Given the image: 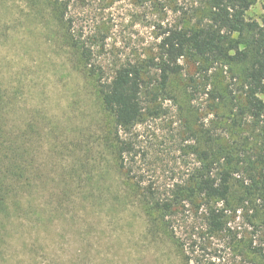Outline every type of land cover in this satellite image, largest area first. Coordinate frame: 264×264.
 <instances>
[{
	"label": "rangeland",
	"instance_id": "1",
	"mask_svg": "<svg viewBox=\"0 0 264 264\" xmlns=\"http://www.w3.org/2000/svg\"><path fill=\"white\" fill-rule=\"evenodd\" d=\"M63 1L65 26L90 50L93 71L62 40V24L53 20L47 0H0L8 120L36 123L33 150L52 179L47 190L57 192L48 205L33 193L25 204L34 212L7 221L2 249L8 257L0 264H264V250L262 255L248 246L264 248V231L255 233L249 223L256 221L248 209L253 203L237 195L218 202L226 209L227 229L212 235L205 229L203 199L189 194L190 174L200 164L196 146L244 142L248 148L255 144L248 137L259 138L251 121L238 116L231 125L230 106L206 93L232 84L227 67L211 68L207 81L184 58L165 93L152 99L157 86L144 91L142 118L129 132L119 130L129 147L122 156L95 85L118 66L154 55L160 28L196 23L207 0ZM263 4L256 0L247 17L260 19ZM250 166L243 163L234 181H244ZM155 201L171 207L157 212Z\"/></svg>",
	"mask_w": 264,
	"mask_h": 264
},
{
	"label": "trees",
	"instance_id": "2",
	"mask_svg": "<svg viewBox=\"0 0 264 264\" xmlns=\"http://www.w3.org/2000/svg\"><path fill=\"white\" fill-rule=\"evenodd\" d=\"M255 1L207 0L208 8L196 23L160 28L154 55L118 66L109 79L96 78L99 100L114 124L118 143L115 151L122 156L129 147L121 140L119 130L129 132L142 118L144 91L157 86L159 92L152 93V99L165 93L171 77L181 72L184 58L193 63L196 72L203 74L207 81L212 78L208 74L211 68L227 67L232 84H227L225 90L214 86L206 93L216 104L230 106L231 125L238 124V116L245 122L251 121L253 128L259 129V138L251 142L248 137V142L255 143L248 148L241 147L244 142L240 147L221 144L212 149L211 146L202 150L195 147L200 164L190 174L193 186L189 194L203 199L205 229L212 235L227 229L226 209L217 203L227 204L230 197L236 195L239 201L253 203L248 209L254 210L251 216L256 221L249 223L255 233L264 231V204L255 205L258 199L264 202V100L261 98L264 94V4L260 19L248 18L247 11ZM47 3L53 20L62 24V40L74 56L86 65L89 63V71H93L90 50L65 26L67 4L63 0H47ZM234 84L238 86L234 88ZM9 91L0 79V259L3 262L8 257L7 250L2 249L10 231L7 221L34 212L25 204L33 193L40 192L47 205L57 195L53 189L47 190L52 179L40 167L33 150L34 137L39 134L36 123L28 120L13 124L8 120ZM212 139L209 136L206 143H211ZM243 163L252 166L244 181H234V174ZM170 207L167 201L153 203L157 212ZM248 246L263 255L261 245L251 242ZM184 263L190 264V260Z\"/></svg>",
	"mask_w": 264,
	"mask_h": 264
}]
</instances>
